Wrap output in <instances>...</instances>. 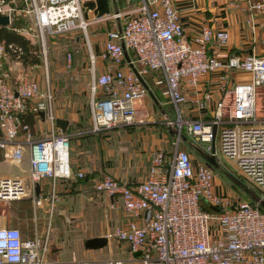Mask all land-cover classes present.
I'll return each mask as SVG.
<instances>
[{
	"label": "built area",
	"instance_id": "obj_1",
	"mask_svg": "<svg viewBox=\"0 0 264 264\" xmlns=\"http://www.w3.org/2000/svg\"><path fill=\"white\" fill-rule=\"evenodd\" d=\"M85 1L0 0V15L9 17L7 27L38 45L45 67L41 66V75L34 67L25 68L23 61L29 55L24 47L0 42V148L3 158L14 163L21 162L27 148L29 162L28 179L0 177V200L29 196L38 207L46 202L51 213L60 197L55 179L84 177L71 167L67 133L55 126L46 43L47 37L75 41L81 35L87 41L93 130L137 122L139 106L148 96L138 75L143 79L150 73L160 75L162 95L176 107L192 139L206 145L208 153L212 141H217L218 153L233 160L260 191L254 198L217 192L210 166L194 162L177 146L170 152L157 150L137 183L128 184L112 174L93 182L94 190L110 199L109 206L122 208L123 218L106 235L125 242L128 250L125 257L92 264H264V118L257 107L259 88L264 87V53L222 59L213 47L227 44L229 31L203 23L189 38L173 0H139L137 11L119 30L108 32V40L95 53L87 39L89 23L82 15ZM246 2L251 19H259L248 22L252 41H258L256 33H263L264 43V0ZM125 52L132 54L129 61ZM71 58L69 52L68 61ZM236 70L249 72L251 80L235 83L213 106L211 93H204L187 106V113L188 94L203 79ZM41 112L49 130L35 138L27 115L40 118ZM44 178L52 179L51 187L36 192L35 184ZM46 247V234L24 238L18 227L0 226V264H44Z\"/></svg>",
	"mask_w": 264,
	"mask_h": 264
},
{
	"label": "crops",
	"instance_id": "obj_2",
	"mask_svg": "<svg viewBox=\"0 0 264 264\" xmlns=\"http://www.w3.org/2000/svg\"><path fill=\"white\" fill-rule=\"evenodd\" d=\"M173 2L180 12L183 30L189 38L194 37L203 23L220 26L229 31L230 37L227 44L219 48L213 47L222 59L233 55L264 53V43L260 40V35L262 36L263 33H256L255 36H259L258 41L256 43L252 41L248 22L251 25V22L252 24L256 23L259 19L258 17L251 19L247 11L246 0H173ZM138 4L139 0H88L82 3L83 18L89 23L87 39L95 53H99L105 41L108 40V32L119 30L125 19L137 11ZM116 13L119 15L114 16ZM5 27L12 30L7 26ZM17 34L28 41L29 55L33 41H30L27 36ZM82 39L84 38L81 35H77L74 42L80 43L83 41ZM127 53L129 56L132 55L130 52ZM99 69L101 70L102 67L100 66ZM221 75L224 76L223 79L220 78ZM235 79L236 77L232 72L226 74L225 71L207 76L195 91L188 94L187 113L189 110L187 106L193 105L194 99L207 92L212 95L209 105L213 106L216 98L233 87L236 83ZM145 82L147 83L146 80ZM147 85L151 90L150 85L148 83ZM152 93L157 100L154 102L158 105L159 100L153 91ZM260 117L264 118V115ZM57 118L64 117L57 115ZM27 121L32 126L35 138H37L39 130L42 135L49 130V124L41 115L40 118H37L35 115L28 114ZM68 127L69 124L67 129ZM185 140L186 138H184ZM157 141L159 142V139ZM199 144L201 147L197 150L195 156L197 159H193V161L205 163L213 170L217 169L218 157L220 156L217 141L215 144L217 154L214 155L216 167L211 165L208 160L212 156V152L208 153L206 145ZM141 156L142 153L122 155L110 173L128 184L137 183L143 178L148 166V164L143 165L145 161ZM72 169L75 171V168L72 167ZM78 170L82 171L81 169ZM28 172V158H24L20 163L10 162L3 158V153L0 150V177L28 179ZM92 180L91 175L86 173L80 180L55 179V187H57L60 197L51 213L48 211L46 202L38 207L29 196L8 202L0 200V226L18 227L24 238L42 237L46 234L47 247L44 253V264H92L110 258L125 257L128 250L126 243L106 235L107 230L123 218L122 208L118 204L115 207L109 206L108 201L110 199L105 194L94 190ZM75 182H78L77 186ZM51 183V178H44L38 184L39 187H51ZM213 186L217 192L223 191L216 174L213 178ZM106 198L108 199L107 202ZM107 207L111 209L108 218L105 216L102 221H94L89 217L92 210L102 209L104 211ZM112 207L115 210H112ZM94 236H106L107 241L100 247H87L85 240ZM132 264L137 263L133 262Z\"/></svg>",
	"mask_w": 264,
	"mask_h": 264
},
{
	"label": "rangeland",
	"instance_id": "obj_3",
	"mask_svg": "<svg viewBox=\"0 0 264 264\" xmlns=\"http://www.w3.org/2000/svg\"><path fill=\"white\" fill-rule=\"evenodd\" d=\"M82 40L80 43H75L74 40L65 37H47L46 39L48 81L53 89L57 115L70 121L66 133L71 146L70 161L75 171L81 169L80 172L84 175L85 173L91 175L93 184L95 179L111 174L110 171L122 155L142 153L141 157L145 161L143 165L146 166L153 152L157 150L170 152L176 146L190 152L192 159H197L195 156L201 145L192 139L180 122L176 107L164 99L162 95L164 81L160 75L149 74L145 77L159 100L158 105L148 95L145 103L139 106L137 122L134 124L93 130L89 121L87 41L85 38ZM69 52H72L70 61L67 59ZM23 65L25 68L34 67L35 72L41 75L44 63L41 61L36 43L31 44L30 54L24 59ZM232 73L236 77V83L251 80V74L247 71L236 70ZM259 89L258 114L263 116L264 87ZM182 120H185L184 117ZM43 135L39 130L36 137L40 138ZM184 138H186L185 141ZM0 150L2 151L1 148ZM24 158H28L27 148L24 150L21 161ZM214 172L224 192L245 198L257 197L260 192L243 177L234 161L223 155L218 157V167ZM76 184L78 182H75ZM261 204L264 208V199L261 200ZM109 210H111L109 207L104 211L94 209L89 213V217L94 221H102L105 216L108 218Z\"/></svg>",
	"mask_w": 264,
	"mask_h": 264
},
{
	"label": "water",
	"instance_id": "obj_4",
	"mask_svg": "<svg viewBox=\"0 0 264 264\" xmlns=\"http://www.w3.org/2000/svg\"><path fill=\"white\" fill-rule=\"evenodd\" d=\"M9 24V17L7 15H0V26L1 27H5ZM125 58L127 61H129V55L127 52H125ZM132 70L134 71L135 74L138 75L136 68L131 65ZM140 81L142 82L143 86L145 87V89L147 90L149 96H151V98L153 99V101L157 102V100L155 99L152 91L150 90L149 86L147 85V83L145 82V80L139 76ZM41 116H43V113H40ZM69 124V120L68 119H64V118H56L55 120V126L61 130V132L65 133L67 130V126ZM216 131V127H213V134H215ZM211 152H212V156L208 159L209 162L211 163V165L213 166H217L216 162H215V158H214V153H215V143L214 141H212V147H211ZM35 190L36 192L39 191V184L37 183L35 185ZM250 203H253V201H251ZM107 241V237L106 236H94V237H89L85 240V245L87 247H100L102 246L105 242Z\"/></svg>",
	"mask_w": 264,
	"mask_h": 264
},
{
	"label": "trees",
	"instance_id": "obj_5",
	"mask_svg": "<svg viewBox=\"0 0 264 264\" xmlns=\"http://www.w3.org/2000/svg\"><path fill=\"white\" fill-rule=\"evenodd\" d=\"M1 41L18 43L24 47L26 53L28 54V41L6 27H0V42Z\"/></svg>",
	"mask_w": 264,
	"mask_h": 264
}]
</instances>
